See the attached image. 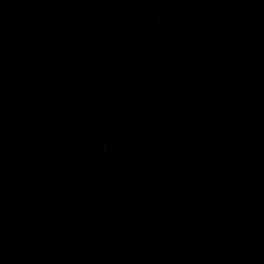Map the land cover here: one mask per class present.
Returning <instances> with one entry per match:
<instances>
[{
  "label": "water",
  "instance_id": "obj_1",
  "mask_svg": "<svg viewBox=\"0 0 264 264\" xmlns=\"http://www.w3.org/2000/svg\"><path fill=\"white\" fill-rule=\"evenodd\" d=\"M0 264H109L84 128L45 0H0Z\"/></svg>",
  "mask_w": 264,
  "mask_h": 264
}]
</instances>
